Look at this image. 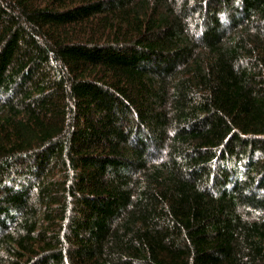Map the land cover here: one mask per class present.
I'll list each match as a JSON object with an SVG mask.
<instances>
[{"label":"trees","instance_id":"trees-1","mask_svg":"<svg viewBox=\"0 0 264 264\" xmlns=\"http://www.w3.org/2000/svg\"><path fill=\"white\" fill-rule=\"evenodd\" d=\"M0 264H264V0H0Z\"/></svg>","mask_w":264,"mask_h":264}]
</instances>
